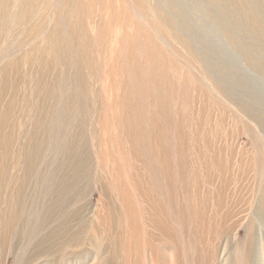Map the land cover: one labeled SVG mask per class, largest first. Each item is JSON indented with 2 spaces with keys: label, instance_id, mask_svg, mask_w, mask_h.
<instances>
[{
  "label": "rangeland",
  "instance_id": "1",
  "mask_svg": "<svg viewBox=\"0 0 264 264\" xmlns=\"http://www.w3.org/2000/svg\"><path fill=\"white\" fill-rule=\"evenodd\" d=\"M48 1L0 28V264H264V0Z\"/></svg>",
  "mask_w": 264,
  "mask_h": 264
},
{
  "label": "bare ground",
  "instance_id": "2",
  "mask_svg": "<svg viewBox=\"0 0 264 264\" xmlns=\"http://www.w3.org/2000/svg\"><path fill=\"white\" fill-rule=\"evenodd\" d=\"M212 1L215 4H217L216 1H214V0H212ZM2 2H3L2 3V7L0 5V23H1L0 28L3 29V30L5 28V30H7V31H8V26H10V27L11 26H17L19 23L22 22V20L25 17H27L28 19H34L35 17L41 16L40 14L43 11H47V9L50 7V1H48V0H3ZM169 3H170V9L177 5V1L176 0H169ZM25 4H30L32 6L31 7L32 10L24 11L23 8H25L24 7ZM172 11H174V10H172ZM179 13L180 12H178V14ZM211 16L215 17L214 14H211ZM168 19L171 20V22H170L171 25H175V24L179 25V26L181 25V21H179L178 18L172 19V17H169ZM60 21L63 23L64 20L60 19ZM42 24L44 25V22H42ZM42 42L45 44L46 40L43 39ZM27 45L29 46V44H27ZM38 48L35 49V52H37V50H41L42 55H44L45 54L44 53L45 49H44L43 45L40 46V47L38 46ZM7 59L5 58V60H7ZM153 221L155 223H157V225L159 227V225L161 223V220L153 219ZM160 229H163V228H160ZM111 243H112V241H111Z\"/></svg>",
  "mask_w": 264,
  "mask_h": 264
}]
</instances>
